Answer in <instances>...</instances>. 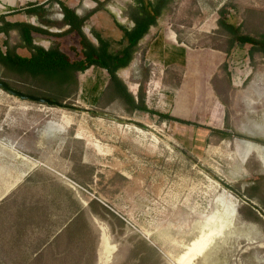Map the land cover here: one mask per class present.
<instances>
[{
  "label": "rangeland",
  "instance_id": "1",
  "mask_svg": "<svg viewBox=\"0 0 264 264\" xmlns=\"http://www.w3.org/2000/svg\"><path fill=\"white\" fill-rule=\"evenodd\" d=\"M63 1L81 16L98 6ZM31 3L63 19L54 0H0V16L42 25L27 13ZM135 4L110 0L84 32L120 51L116 22L132 28ZM221 9L245 33L264 35V0H171L118 72L151 110L195 124L129 112L99 67L79 72L77 87L64 93L0 64V79L14 89L77 107L22 100L0 87V264H97L101 228L116 246L110 264H264V161L253 150L264 147V55L248 44L229 49ZM156 35L165 40L162 55L150 50ZM35 38L46 49L55 42ZM5 41L27 54L18 30L0 34L3 51ZM49 123L65 131L45 132Z\"/></svg>",
  "mask_w": 264,
  "mask_h": 264
},
{
  "label": "trees",
  "instance_id": "2",
  "mask_svg": "<svg viewBox=\"0 0 264 264\" xmlns=\"http://www.w3.org/2000/svg\"><path fill=\"white\" fill-rule=\"evenodd\" d=\"M54 1L62 9L63 19L60 22L48 17L49 11L45 4L38 5L36 3L29 4L27 13L36 16L42 25L36 26L27 21H9L4 15L0 16V34L9 35L12 30H18L22 39L19 47L27 50V54L19 53L16 47L10 45L9 41H5L7 50L3 51L0 47V64L19 74H28L33 78L57 84L63 88L62 92L64 93L73 87H77V74L79 72H86L92 67H99L108 72L110 89L116 98H121L125 102L129 112L141 111L156 114L163 120L195 124L188 120L173 117L170 113L151 110L145 101L144 93H140L139 97L136 98L118 75L120 70L131 65L138 45L149 34L151 27L158 24L159 18L169 7L171 0H135V6L127 14L134 22V26L127 28L116 22L117 27L124 33L123 40L120 42L123 47L116 53L111 51V42L104 39L99 33H94L98 41V44H95L84 32L86 22L110 0H94L98 4L97 8L85 16L79 15L74 7L63 0ZM219 14L221 18L218 23L229 35V49L236 43L248 44L251 46L252 53L261 52L264 55V35L253 36L245 33L240 25L227 18L228 11L225 9H221ZM53 26H59L62 31H51L50 28ZM35 35H44L50 39H55L54 45L49 49L36 45L34 43ZM160 39L162 38L160 37ZM214 132L223 138L230 136L227 131L216 129ZM89 207L92 214H99L92 203L89 204ZM84 211V208L80 209L74 222L76 225L84 219ZM148 247L156 251L151 245ZM139 261L143 263L145 258H141Z\"/></svg>",
  "mask_w": 264,
  "mask_h": 264
},
{
  "label": "bare ground",
  "instance_id": "3",
  "mask_svg": "<svg viewBox=\"0 0 264 264\" xmlns=\"http://www.w3.org/2000/svg\"><path fill=\"white\" fill-rule=\"evenodd\" d=\"M88 3L93 4V2H91L90 0L88 1ZM66 125L62 124V123H49L47 127H45V132H49V131H54V130H60V132L65 131ZM48 135V134H47ZM44 136V135H43ZM253 150L261 157V159H263L264 161V147L259 146L253 147ZM264 163V162H263ZM236 207V206H235ZM234 214L231 215V220H233L234 215H235V209H234ZM103 232H102V240H101V246L99 249V264H110L111 262V256L113 254V252L116 249L115 245H112L109 243V238L107 237V233L105 232V229L102 228ZM194 245V244H193ZM192 246V245H191ZM188 247L187 250H191L192 251V247ZM203 247V245H201ZM204 252V251H203ZM202 252V253H203ZM200 253V252H199ZM188 253L186 252L185 255L181 258V260L185 261L188 257L186 256ZM194 257L196 255V253L192 254ZM197 256V255H196ZM192 260V259H191ZM180 261V260H179ZM181 261V262H182ZM97 262V264H98ZM186 262V261H185ZM184 262V263H185ZM192 262V261H191ZM190 262V263H191ZM183 263V262H182Z\"/></svg>",
  "mask_w": 264,
  "mask_h": 264
},
{
  "label": "water",
  "instance_id": "4",
  "mask_svg": "<svg viewBox=\"0 0 264 264\" xmlns=\"http://www.w3.org/2000/svg\"><path fill=\"white\" fill-rule=\"evenodd\" d=\"M0 87L5 89L10 94L21 98L22 100H28V101H32V102H36V103L47 104L49 106H56V107H59V108H62V109H76L77 108L74 105H67L64 102H61V101H58V100H53V99L48 98V97H38V96L25 94L22 91L14 89L13 87H11L7 82H5L2 79H0ZM80 110L82 112H86V113H95V111H93L91 109L80 108ZM94 219H95V222L98 223V220L96 218H94ZM98 226H99V228H101L100 225H98ZM101 230H102V228H101ZM101 240H102V236H101ZM100 246H101V242H100ZM100 246H99V249H100ZM112 258H113V254L111 256V262L113 261ZM98 260H99V251H98Z\"/></svg>",
  "mask_w": 264,
  "mask_h": 264
},
{
  "label": "crops",
  "instance_id": "5",
  "mask_svg": "<svg viewBox=\"0 0 264 264\" xmlns=\"http://www.w3.org/2000/svg\"><path fill=\"white\" fill-rule=\"evenodd\" d=\"M79 14V13H78ZM80 15V14H79ZM151 30V29H150ZM174 37L175 36H172L171 38L172 39H174ZM161 41V43H160V41ZM165 42V40L164 39H160V37L158 36V35H156L154 38H153V41L151 42V44H150V50H152V51H156L157 49V51H159V50H161L160 51V53H161V55L162 54H164V52H162V49L160 48V46L163 44ZM164 50V49H163ZM153 53H155V52H153ZM125 80V79H124ZM126 84H127V86H128V88H129V90L134 94V96L136 97V98H138L137 97V95H135L136 94V89H135V86H129V82H127L126 80L124 81ZM135 85V84H134Z\"/></svg>",
  "mask_w": 264,
  "mask_h": 264
}]
</instances>
